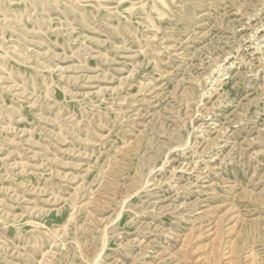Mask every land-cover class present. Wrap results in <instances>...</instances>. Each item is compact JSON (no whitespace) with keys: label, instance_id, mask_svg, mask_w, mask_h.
<instances>
[{"label":"rangeland","instance_id":"374dc122","mask_svg":"<svg viewBox=\"0 0 264 264\" xmlns=\"http://www.w3.org/2000/svg\"><path fill=\"white\" fill-rule=\"evenodd\" d=\"M219 256L264 264V0H0V264Z\"/></svg>","mask_w":264,"mask_h":264},{"label":"bare ground","instance_id":"6f19581e","mask_svg":"<svg viewBox=\"0 0 264 264\" xmlns=\"http://www.w3.org/2000/svg\"><path fill=\"white\" fill-rule=\"evenodd\" d=\"M233 219H234V217H233ZM234 220H236V219H234ZM229 223H230V222H229ZM211 230H212V229H211ZM231 231H232V230H231ZM232 232H233V231H232ZM235 234H236V233H235ZM224 235H225V234H224ZM224 237H225V236H224ZM217 238H218V237H217ZM217 238H216V239H217ZM219 238H220V237H219ZM250 255H251V254H250ZM212 257H213V256H212ZM215 257H216V256H215ZM222 258H223V256H221V257L219 256V257L216 258V259H217L216 261H218L219 264H224V263H220ZM231 258H232V257H231ZM225 259H226V258H224V260H225ZM194 260H195V259H194ZM192 262H193V261H192ZM227 263H228V261H227ZM229 263H232V264H233L234 261H230ZM190 264H191V263H190Z\"/></svg>","mask_w":264,"mask_h":264}]
</instances>
